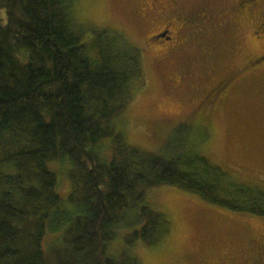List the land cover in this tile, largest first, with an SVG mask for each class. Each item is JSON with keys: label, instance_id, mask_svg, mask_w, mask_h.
<instances>
[{"label": "trees", "instance_id": "trees-1", "mask_svg": "<svg viewBox=\"0 0 264 264\" xmlns=\"http://www.w3.org/2000/svg\"><path fill=\"white\" fill-rule=\"evenodd\" d=\"M72 5L0 0V264H140L135 242L170 232L146 203L163 187L264 220V182L180 140L160 153L126 142L113 120L145 86L142 51L111 29L87 36Z\"/></svg>", "mask_w": 264, "mask_h": 264}, {"label": "rangeland", "instance_id": "rangeland-1", "mask_svg": "<svg viewBox=\"0 0 264 264\" xmlns=\"http://www.w3.org/2000/svg\"><path fill=\"white\" fill-rule=\"evenodd\" d=\"M72 1L74 21L87 29V36L91 30L111 29L142 51L145 86L113 120L128 144L160 153L169 142L180 140L186 146L193 144L201 149L214 162L234 167L243 179L264 182V82H242L223 110L214 111L207 118L192 115L201 90L210 78H216L198 74L201 53L192 47L178 57L184 60L183 67L191 75L180 85L173 82L176 71L173 60L157 61L155 52L144 43L156 23V17L152 19L149 13L151 0ZM226 1L180 0V5L183 9L216 11ZM213 30L214 39H209L207 49L214 62L210 66L216 68L219 77L222 72L233 70L240 60L234 55L252 44L248 31L239 26L217 23ZM260 37L264 38V34ZM156 46L153 43L151 47ZM202 118L206 121L198 126ZM206 134L207 139L201 142ZM65 168L57 166L58 191L64 196L70 190ZM146 203L163 213L171 226L155 247L135 242L132 252L140 264H253L264 248L261 218L216 208L173 187L150 192ZM122 245V239L115 241L111 253L116 254Z\"/></svg>", "mask_w": 264, "mask_h": 264}, {"label": "flooded vegetation", "instance_id": "flooded-vegetation-1", "mask_svg": "<svg viewBox=\"0 0 264 264\" xmlns=\"http://www.w3.org/2000/svg\"><path fill=\"white\" fill-rule=\"evenodd\" d=\"M180 4V0H151L149 13L152 19L156 17V23L153 30L147 33L144 43L155 52V59H159L157 61L173 60L176 66L173 82L177 85L184 83L191 75V71L183 67L184 60L178 57L185 50L197 48L193 50L201 53L197 64V67L200 66L198 74L216 79L210 78L209 84L201 90L191 113L207 118L214 111L226 108L230 96L236 93L242 82H264V38L260 37V34H264V0H227L216 11L183 9ZM217 23L239 26L248 31L252 44L251 48L233 54L240 58L238 64L233 70L222 72L219 77H216V68L210 66L213 61L207 49L209 39H214L213 26ZM153 43L157 46L151 47ZM261 242L264 247V234ZM263 253L264 248L257 253L253 264H264Z\"/></svg>", "mask_w": 264, "mask_h": 264}]
</instances>
